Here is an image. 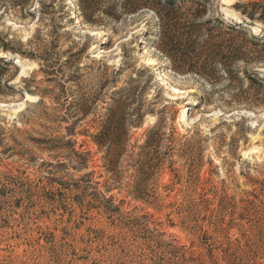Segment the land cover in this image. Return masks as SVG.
<instances>
[{
  "label": "rangeland",
  "instance_id": "rangeland-1",
  "mask_svg": "<svg viewBox=\"0 0 264 264\" xmlns=\"http://www.w3.org/2000/svg\"><path fill=\"white\" fill-rule=\"evenodd\" d=\"M122 1L0 0V264H264V0Z\"/></svg>",
  "mask_w": 264,
  "mask_h": 264
},
{
  "label": "trees",
  "instance_id": "trees-1",
  "mask_svg": "<svg viewBox=\"0 0 264 264\" xmlns=\"http://www.w3.org/2000/svg\"><path fill=\"white\" fill-rule=\"evenodd\" d=\"M184 0H123V7L127 13H134L137 9H150L154 11L164 22V35H163V44L164 46L168 45L169 50L164 49L167 55L171 56L170 54L177 55L176 47H183L182 52H184V48L190 49L194 44V41L191 40V37L194 35L202 36V30H205L204 27L208 24L209 20H205L201 23L194 24L190 22V20L186 21V25L181 24L179 22L180 18L178 15V6ZM190 2H195L193 0H189ZM208 0H203L202 3L199 4V9H197L193 14L190 13L192 16L191 18H199L202 17L204 14L203 3L206 4ZM90 4L89 1H87ZM196 4V2H195ZM190 12V11H188ZM183 25V26H181ZM220 46L216 45L218 49ZM175 48V49H174ZM180 49V48H179ZM180 51V52H181ZM191 53V52H190ZM187 53L180 54L179 60L181 63H184L186 60ZM196 56H199L197 54ZM177 57V56H176ZM113 112V111H112ZM106 123V122H105ZM95 143L100 147H106V151L111 154L114 151V154H118L120 151V144L118 143L119 138L117 135H113L104 125L102 130L96 135H94Z\"/></svg>",
  "mask_w": 264,
  "mask_h": 264
},
{
  "label": "bare ground",
  "instance_id": "bare-ground-1",
  "mask_svg": "<svg viewBox=\"0 0 264 264\" xmlns=\"http://www.w3.org/2000/svg\"><path fill=\"white\" fill-rule=\"evenodd\" d=\"M223 2H224V3H227L226 0H223ZM232 16H234V14H232ZM29 68H32V66H29ZM180 91H181V90H180ZM33 99H34V98H32V97H28V98L26 99V101H34ZM183 109H186V106L183 107ZM184 113H185V111L180 115V117L184 116V115H185Z\"/></svg>",
  "mask_w": 264,
  "mask_h": 264
}]
</instances>
